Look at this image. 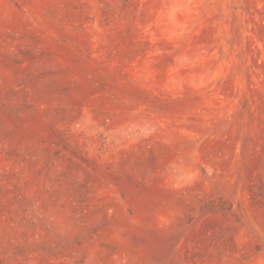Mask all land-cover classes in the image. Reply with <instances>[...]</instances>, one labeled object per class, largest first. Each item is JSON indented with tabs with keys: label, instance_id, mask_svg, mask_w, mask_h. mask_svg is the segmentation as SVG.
<instances>
[{
	"label": "rangeland",
	"instance_id": "rangeland-1",
	"mask_svg": "<svg viewBox=\"0 0 264 264\" xmlns=\"http://www.w3.org/2000/svg\"><path fill=\"white\" fill-rule=\"evenodd\" d=\"M0 264H264V0H0Z\"/></svg>",
	"mask_w": 264,
	"mask_h": 264
}]
</instances>
